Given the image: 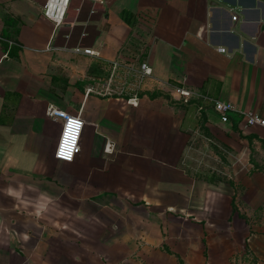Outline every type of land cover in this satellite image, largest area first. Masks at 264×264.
Wrapping results in <instances>:
<instances>
[{"label":"crops","instance_id":"0c3cea01","mask_svg":"<svg viewBox=\"0 0 264 264\" xmlns=\"http://www.w3.org/2000/svg\"><path fill=\"white\" fill-rule=\"evenodd\" d=\"M50 1L0 0V264H196V232L234 195L197 143L264 168V128L242 121L264 119V0H68L61 20ZM122 62L151 78L94 94ZM217 101L238 113L222 123ZM49 109L83 122L72 161Z\"/></svg>","mask_w":264,"mask_h":264},{"label":"rangeland","instance_id":"374dc122","mask_svg":"<svg viewBox=\"0 0 264 264\" xmlns=\"http://www.w3.org/2000/svg\"><path fill=\"white\" fill-rule=\"evenodd\" d=\"M101 72L95 77V83L104 85L107 73ZM110 74V70H108ZM98 77V78H97ZM120 80L117 79L116 83ZM140 93V92H139ZM102 95V93L99 92ZM124 95V94H123ZM103 97V96H100ZM108 96H105L106 98ZM218 146V142L212 144ZM199 150V161L207 166L204 170L206 176L213 183L221 180L232 187L234 191L232 200V214L228 210L225 214V205H217L218 213L208 225L204 236L200 230L196 232L195 243L203 253L196 254L199 260L196 264H264V168L256 172H247L240 164L251 161V156L238 157L236 151L226 150L222 152L218 147L212 150V146L205 140L197 143ZM220 152L224 155H220ZM263 164L264 158L260 157ZM252 183L258 185L260 193L252 197ZM239 216L240 223H236ZM227 217V220H224ZM198 224V222H195ZM206 223V222H205ZM249 229V234L246 229ZM228 262L226 261V257ZM201 257V258H200ZM183 264H188L186 261Z\"/></svg>","mask_w":264,"mask_h":264},{"label":"built area","instance_id":"2783aa9c","mask_svg":"<svg viewBox=\"0 0 264 264\" xmlns=\"http://www.w3.org/2000/svg\"><path fill=\"white\" fill-rule=\"evenodd\" d=\"M68 0H51L46 8L45 15L53 20H61L65 14L66 6ZM77 52L80 50L76 49ZM85 54H90L89 50L82 51ZM152 69L150 66L143 62L125 64V63H114L111 66V71L104 85L99 86V83L94 84L92 92L98 96H119L123 95L126 92L124 89H120L119 85L116 87L115 83L120 80L118 83H122L123 86L127 85L129 78H135L140 83L151 78ZM182 95L188 96L189 93L179 91ZM102 93L101 94H99ZM130 93V92H128ZM51 113L60 116L63 119L62 131L58 144L55 150V157L62 161H72L75 158V155L78 152L79 140L82 132L83 122L79 117L69 116L63 112H59L53 109ZM214 110L220 116V121L222 123H227L229 121V114L238 113L237 108L229 102L217 101L214 103ZM243 126L245 129L253 127H262L264 128V119L259 117L252 111L242 114Z\"/></svg>","mask_w":264,"mask_h":264},{"label":"trees","instance_id":"16d2710c","mask_svg":"<svg viewBox=\"0 0 264 264\" xmlns=\"http://www.w3.org/2000/svg\"><path fill=\"white\" fill-rule=\"evenodd\" d=\"M142 96H149L150 98H153L154 96H156L155 94L152 95V94H146V93H141L140 94V97ZM238 124V121H234V125L236 126ZM166 252L170 254V252L165 248ZM179 263L180 264H183V261L179 259Z\"/></svg>","mask_w":264,"mask_h":264}]
</instances>
